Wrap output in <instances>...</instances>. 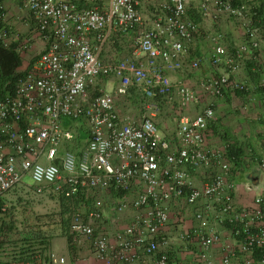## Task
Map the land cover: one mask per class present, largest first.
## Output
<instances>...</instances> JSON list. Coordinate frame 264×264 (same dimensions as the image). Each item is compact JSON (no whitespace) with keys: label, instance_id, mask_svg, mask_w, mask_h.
<instances>
[{"label":"built area","instance_id":"1","mask_svg":"<svg viewBox=\"0 0 264 264\" xmlns=\"http://www.w3.org/2000/svg\"><path fill=\"white\" fill-rule=\"evenodd\" d=\"M22 1L46 44L18 79L15 92L0 99V198L25 175L39 191L45 185L60 190L71 204L70 244L89 241L92 258L73 263L48 249L8 264H186L163 248L170 244L165 233L168 203L182 200L194 207L196 225L179 236L183 242L199 243L203 259L211 263L209 252L219 245L223 252L219 264H263L264 190L253 206L235 202L229 143L215 149L207 145L211 125L218 120L214 103L194 116H181L172 135L156 121L158 103L171 98L174 89L182 107L196 99L186 83L173 84L157 67L162 62L164 69L181 68L186 43L199 31L187 1L161 0L162 15L151 22L144 19L140 0ZM200 11L226 13L247 24L246 42L230 51L223 34L217 33L204 58L215 68L225 65L233 75L255 61L260 73L255 84L228 73L212 74L202 80L203 89L215 96L239 91L251 97L258 91L264 104V21L255 20V12L247 20L249 8L235 0H202ZM135 29L134 54L145 60L106 63L102 51L110 35ZM10 38L18 36L0 31L4 46H10ZM204 58H194L189 67L199 69ZM111 75L121 80L115 94L98 87L100 78ZM132 84L142 86L139 121L124 119L116 108V94L127 93ZM63 118L84 121L87 141L80 148L65 147L60 154L61 146L75 138L74 131L62 124ZM251 158L264 177V152ZM191 169L208 171L209 180L196 184ZM79 196L81 205L76 207ZM107 207L112 217L130 208L135 213L113 234L101 226ZM212 217L229 227L230 241L213 230Z\"/></svg>","mask_w":264,"mask_h":264},{"label":"rangeland","instance_id":"2","mask_svg":"<svg viewBox=\"0 0 264 264\" xmlns=\"http://www.w3.org/2000/svg\"><path fill=\"white\" fill-rule=\"evenodd\" d=\"M186 1L190 15L199 23V31L193 39L186 44L187 50L184 57L185 67L181 69H164L163 63H158L157 67L166 71V74L170 77L173 84L178 83L180 80L186 83L194 91L196 99L189 103L188 106L182 107L179 101V94L177 90L174 89L171 98L162 99L160 102L157 101L159 102L157 119L159 117L163 119L156 120L158 121V126L165 134L172 135L177 130L181 116H194L201 107L209 103H214L218 120L215 124L211 125V128L213 133L216 134L219 132L217 135L223 136L222 139L224 140V144L221 141L220 146H224L233 141L234 143L237 142V145L242 147L243 151H245L239 165L236 166L234 162H232V172L234 173L232 175L236 177L240 175H258L257 170L253 168L256 167L255 161L253 164V159L251 158L254 155H258V151L254 148L253 142L247 139L234 141L235 138L229 126L221 121H223L224 117V120L228 121L230 124L237 125L238 122L240 125L239 118L243 115L240 107L249 103L253 105H250L251 111L248 110L246 113H249L252 123L258 121L257 119L260 117V112L262 113L264 110L263 106H261L264 104H261L260 92L254 91L251 97H247L243 93H235L233 95L230 93V97L228 98L226 94L221 96L209 94L201 86V82L204 78L212 74L219 75L220 73H228L231 75L232 73H229L225 65H222L220 68L213 67L205 58L199 69L192 70L189 67V63L193 58L198 56H209L214 46L212 37L217 33L223 34L224 43L230 51H234L235 47L246 42V21L238 20L226 13L216 14L213 11L207 15H203L200 11L202 0ZM241 1H244L248 5L250 13L247 16V20H249L251 18V12L254 13L256 7L259 6L261 2L258 0ZM160 2L161 0H140V9L146 21L154 19L156 14L161 13ZM3 5L5 7L4 23L15 37H19V40L10 38L7 39V41L12 44L16 43L17 49L23 60L20 71L24 72L28 69L32 60L43 50L44 40L33 31L32 17L29 11L22 6L21 0H5ZM125 36L126 35L116 32L109 37L110 39L107 44L109 50L107 52L108 54L111 53L115 59L110 58L108 62L116 63L119 59H126L133 55L132 51L135 49V47L133 48L135 36L128 38L127 46L125 45V40L127 39ZM253 66L257 68L255 64ZM242 68L243 69L239 71V73H243V75L241 74L242 77H239L237 74L235 76L241 80L255 84V81L248 75V63ZM113 79V77H107L104 80ZM116 80L117 82L119 81L118 79ZM136 92L139 94L138 98ZM142 97V87L132 85L129 87L126 94H120L116 97V104L118 109H122L125 113L132 112L141 116L143 109ZM225 100H227L229 104L228 107H224ZM221 104H223L222 108ZM220 113H222L223 116H220ZM73 124L84 125V121L80 119L75 120ZM74 125L73 127L78 128ZM249 126L255 129L261 127V125H248V127ZM262 128H264V126H262ZM260 142V146L264 151V141L260 140ZM81 143L84 144L85 141L75 140L73 143L63 144L60 149V154L64 152L66 146L76 147ZM41 160L44 163L47 162L45 157ZM237 169L242 171V173H236ZM192 171L195 175L203 174L206 177L205 179L203 178V184L209 180L207 176L209 174L208 171L204 169ZM261 177L262 180H264L263 175H261ZM23 182L24 183L12 189L3 198L4 209L0 210V263L8 264L10 262L22 261L21 259L25 255L31 258L33 255L40 252L43 253L48 249L57 248L56 250L60 251L58 249L62 247V244L70 250L69 258L71 262L88 263L92 258L89 241L85 240L81 242V244L72 247L73 249L69 247V242L67 240V225L69 224L67 216L68 210H66L67 205L64 203L63 199L57 196L56 193L51 192L49 188L44 189L42 192L38 191L37 188L33 186L34 181L29 175L25 176ZM180 206H182L184 210L191 215V218H193L194 212L191 206L186 205L185 201L180 203ZM134 213L135 211L130 208L119 217L115 216L113 219L105 218L104 216L105 220L103 224L107 225L108 229L117 231L129 223ZM125 217L126 219H124ZM111 222L115 223V228L111 227ZM211 222L212 227L219 226L220 224L215 217H212ZM193 225L194 223H192V226ZM55 244L56 248H54Z\"/></svg>","mask_w":264,"mask_h":264},{"label":"crops","instance_id":"3","mask_svg":"<svg viewBox=\"0 0 264 264\" xmlns=\"http://www.w3.org/2000/svg\"><path fill=\"white\" fill-rule=\"evenodd\" d=\"M15 3V2H13ZM17 5V4H16ZM18 6V5H17ZM5 8V7H4ZM136 34L135 31H131L129 32L125 37H127V39L125 40V45L127 46V41L128 38L133 37ZM41 38V37H40ZM42 39V38H41ZM44 47H45V42H44ZM108 46L105 49V52L102 53V57L107 61L110 58H114V56H112V54H108ZM254 63H248V68H247V72L250 78L253 79V81L256 82L259 73L255 70V67L253 66ZM245 68V67H244ZM241 74L243 75V73H239V77H242ZM117 80L113 79V80H107V81H103L100 85L101 87L104 89H108L111 90L115 85L117 84ZM102 84H104L102 86ZM226 97H230L229 95L226 94ZM262 104V103H261ZM260 104V105H261ZM250 105H253L252 103L250 104H245L242 105L241 111L243 113L242 116H240L239 118V123L237 122L236 124H230L228 121L224 120L223 117V121H221L222 123L226 124L227 126H229L230 130L232 131L231 133L233 134L235 140H241V139H247L253 142V146L254 148L258 151L257 154H259V156H262L263 154V150L261 145L260 140L264 141V128H262V126H264V110L262 111V113L260 112V117H258V121H255V123H252L250 117H249V113H246V111L248 112V110L251 111ZM220 106V104H219ZM229 104L227 102V100L224 101V107H228ZM263 106L264 109V105ZM260 106V109H261ZM223 107V104H221V108ZM120 114L124 117V118H130L131 120H137L139 121L140 115H136L135 113L132 112H128L125 113V111H122V109H118ZM122 111V112H121ZM231 111V110H229ZM220 116H223L222 113H220ZM159 120H163L162 118H158ZM65 123L71 124V121L66 120ZM248 125H261V127H259L258 129H255L254 127L250 126L248 127ZM257 127V126H256ZM217 132V131H216ZM80 136L81 137H85L87 136V132L84 129H80L79 130ZM217 134H219V132H217L216 134L213 133V130L211 131L210 136L208 137L207 140V145L209 148L215 149V148H222L224 146H220V143L222 141V143L224 144V140L222 139L223 136H218ZM230 143V142H229ZM232 143V142H231ZM237 143V142H236ZM255 150V151H256ZM243 151V150H242ZM245 152V151H244ZM243 154V152H242ZM254 164V163H253ZM255 168V167H253ZM193 169H191L192 171ZM195 171V170H194ZM242 173V171H239ZM198 173V172H197ZM193 174V176H192ZM191 176L193 177V179H195L194 181L196 182V184H203V178L205 179L206 177L203 174H194V172L192 171ZM234 174V173H233ZM230 181L231 183L235 184V190H234V199L235 202L237 203V205L239 206H253L254 205V199L257 196V194L261 191L264 190V180H262L261 176L258 175H249V176H235L232 175L230 177ZM184 200L180 201V202H170L168 203L169 209H170V220L168 225L165 228V233L167 234L168 238H170V244L167 246H164L163 248L170 251L171 254L177 258L178 260L186 263V264H219L221 261V257H222V250L219 246H214L210 252H209V259L211 260V263L207 262L205 259H203L200 255V244L195 242V241H190L189 242H183V240L180 238V233L182 232V230H187L190 229L191 227H193L194 225H196V221L194 219V214H193V218H191V215L188 214L184 208L182 206H180V203H183ZM194 207H192L193 209ZM126 219V217L124 218ZM112 223V228H115V223ZM192 223H194V225L192 226ZM110 226V225H109ZM120 229H118L117 231H113L111 229L110 232L115 233L118 232ZM214 231L219 232L227 241L231 240L230 237V231H229V227L225 224H219V226L213 227ZM56 244L54 245V248ZM59 248V247H58ZM57 249V248H56ZM59 252L66 254V255H70V250L67 247H64L62 244V247L60 249ZM66 252V253H64ZM264 264V263H263Z\"/></svg>","mask_w":264,"mask_h":264},{"label":"clouds","instance_id":"4","mask_svg":"<svg viewBox=\"0 0 264 264\" xmlns=\"http://www.w3.org/2000/svg\"><path fill=\"white\" fill-rule=\"evenodd\" d=\"M5 1V0H4ZM258 1H262V0H258ZM21 2H22V6L24 7V5H23V1L21 0ZM235 2H237V3H242V2H244V1H241V0H235ZM245 3V2H244ZM261 4V3H260ZM247 5V4H246ZM260 6V5H259ZM259 6H257L256 7V10L254 11L255 12V14L257 13V9H258V7ZM247 7H248V5H247ZM25 8V7H24ZM139 8H140V6H139ZM27 11H29L27 8H25ZM141 10V9H140ZM161 10V9H160ZM187 11H188V9H187ZM142 12V11H141ZM30 13V12H29ZM202 13V12H201ZM188 14H189V16L190 17H192L191 15H190V13H189V11H188ZM203 14V13H202ZM30 15H31V20H32V25H33V31H35L36 33H37V35H39L43 40H44V42H46L45 41V39L42 37V35L40 34V32H39V29H38V27H37V22L35 21V19H34V17L32 16V14L30 13ZM143 15V14H142ZM159 15H162V11H161V13H158V14H156L154 17L156 18L157 16H159ZM154 18V19H155ZM193 18V17H192ZM145 19V18H144ZM194 19V18H193ZM146 20V19H145ZM195 20V19H194ZM151 21H153V19H151L150 21H148V22H151ZM196 21V20H195ZM197 22V21H196ZM198 23V22H197ZM3 29H5V30H7L8 32H10V33H12L9 29H8V27H6V26H4L1 30H3ZM0 30V31H1ZM132 31H135L136 32V34L134 35L135 37H136V35H137V29H135V30H132ZM116 32H119V33H121L122 35H127L129 32H121V31H114L112 34H114V33H116ZM131 32V31H130ZM111 34V35H112ZM110 35V36H111ZM196 35V34H195ZM194 35V36H195ZM193 36V37H194ZM110 39V38H109ZM109 39H108V41H109ZM193 39V38H192ZM191 39V40H192ZM15 40H19V37H18V39H15ZM135 40V39H134ZM108 41H107V43H106V45H105V47H104V50L102 51V53L103 52H105V49H106V46H107V44H108ZM46 44V43H45ZM187 44V43H186ZM12 45V43L10 44V46ZM10 46H8V47H10ZM6 47V46H5ZM133 48H134V44H133ZM44 49V48H43ZM18 50V49H17ZM187 50V49H186ZM43 51V50H42ZM41 51V52H42ZM19 52V51H18ZM40 52V53H41ZM134 52H135V49L132 51V56L131 57H129V58H126V59H131V58H138L140 61H144L145 60V57H141L140 55H136V54H134ZM185 55H186V52L184 53V55H183V66L181 67V68H184L185 67ZM140 56V57H139ZM198 57H202V56H198ZM37 57H35L34 59H36ZM103 58V57H102ZM196 58V57H195ZM204 58V57H203ZM34 59L32 60V62L34 61ZM126 59H119L116 63H118L119 61H121V60H126ZM194 59V58H193ZM192 59V60H193ZM103 60L106 62V63H109V64H116V63H110V62H108V60L106 61L104 58H103ZM192 60H191V62H192ZM31 62V63H32ZM190 62V63H191ZM30 63V64H31ZM162 63V62H161ZM248 63H250V62H248ZM251 63H254L256 66H257V68H255V70L259 73V71H258V65L256 64V62L254 61V62H251ZM247 64V63H246ZM245 64V65H246ZM158 65V64H157ZM202 65V64H201ZM244 65V66H245ZM255 67V66H254ZM29 68V67H28ZM181 68H177V69H181ZM225 68H227L226 66H225ZM241 69H243V68H241ZM193 70V69H192ZM229 71V70H228ZM230 73V72H229ZM238 74H239V72H238ZM237 74V75H238ZM232 76H235V75H233V74H231ZM109 77H113L114 79H118L119 81H118V85H115L111 90H108V89H106V88H104V90H106V91H108V92H112V93H117V89H118V87L121 85V80L117 77V76H115V75H111V76H109ZM236 77V76H235ZM105 78H107V77H105ZM105 78H100L99 80H98V87H100V88H102L101 87V83L104 81V79ZM259 78H260V73H259V75H258V78H257V80H256V82L255 83H257L258 82V80H259ZM241 80V79H240ZM101 81V82H100ZM104 84H102V86H103ZM132 85H134V86H139V85H135V84H132ZM132 85H130V86H132ZM129 86V87H130ZM104 87V86H103ZM129 87H128V89H129ZM142 87V86H141ZM127 92H128V90H127ZM174 93V92H173ZM236 93H239V94H242L241 92H239V91H237ZM126 94V93H125ZM136 94H137V98L139 97V94L136 92ZM226 94H228V95H230V93H226ZM235 94V93H234ZM118 95H120V94H116V97L118 96ZM231 95H233V93H231ZM172 96V95H171ZM143 98V100H144V97H142ZM168 99V98H167ZM143 102V101H142ZM116 108H117V110H118V107H117V104H116ZM118 112H119V110H118ZM119 114H120V112H119ZM121 115V114H120ZM122 116V115H121ZM123 117V116H122ZM142 117V115L140 116V118ZM124 118V117H123ZM124 119H130L129 117L128 118H124ZM65 120H69V121H71V124H68V125H65V123H64V121ZM75 120H79V119H70V118H63V121H62V124L65 126V127H67V128H70V129H72L73 131H74V133H75V138H74V140L71 142V143H73L75 140H79V141H85V143H86V141H87V136H85V137H79L80 136V133H79V130L82 128V129H84L85 131H86V128H85V124L84 125H79V124H76V125H74L73 124V121H75ZM131 120V119H130ZM141 120V119H140ZM156 120H158L157 119V116H156ZM157 124H158V121H157ZM73 125L74 126H77L78 128H76V127H73ZM159 127V126H158ZM232 143H234L233 141H231ZM230 142V143H231ZM84 143V144H85ZM229 143V144H230ZM84 144H80V145H78V146H76V147H74V148H80L82 145H84ZM67 147V146H66ZM243 150V149H242ZM243 152V154H242V157L244 156V151H242ZM257 156H259V154L257 155ZM253 163H254V161H252ZM255 170H256V168H255ZM258 173V172H257ZM26 176V175H25ZM25 176H24V178L22 179V181L18 184V185H21L22 183H24L23 181H24V179H25ZM258 176H261V174H259L258 173ZM34 181V180H33ZM18 185H16L15 187H17ZM33 186H35L36 188H37V190H38V186L35 184V182H34V184H33ZM15 187H13L12 189H14ZM47 188H49L50 189V191L51 192H54V193H56V195L57 196H59V197H61V199H63V201H64V203L67 205V209L66 210H68V213H67V216H68V219H69V223H70V215H71V204H70V201H68L67 200V197L65 196V194L64 193H62L60 190H57V191H54V189L52 188V187H49L48 185H45L44 187H43V189L40 191V192H42L44 189H47ZM11 189V190H12ZM10 190V191H11ZM9 191V192H10ZM39 191V190H38ZM8 192V193H9ZM5 197V195L3 196V197H1L0 199H3ZM81 198H80V196L77 198V200H76V202L74 203V205L76 206V207H79L80 205H81ZM4 209V205H1L0 206V210H3ZM111 209H110V207L108 208H106L105 210H104V215H103V218H102V222H101V226L103 225V226H106L107 227V225H104L103 223H104V216H105V218H109V219H113L114 218V216L112 217V215L110 216V213H109V211H110ZM68 227H69V224L67 225V229H68ZM110 230V229H109ZM111 231V230H110ZM116 233V232H115ZM114 234V233H113ZM67 240H68V242H69V247H75L76 245L75 244H70V239H69V235H68V233H67ZM67 242V243H68ZM73 249V248H72ZM54 250H56V249H54ZM57 251V250H56ZM59 252V251H58ZM63 254V253H62ZM64 255H66V254H64ZM66 256H70V255H66Z\"/></svg>","mask_w":264,"mask_h":264},{"label":"trees","instance_id":"5","mask_svg":"<svg viewBox=\"0 0 264 264\" xmlns=\"http://www.w3.org/2000/svg\"><path fill=\"white\" fill-rule=\"evenodd\" d=\"M3 3L4 0H0V30L6 26L4 23L5 8ZM253 18L255 20L262 19L264 21V0L261 1V4L257 9V13ZM22 61L23 60L21 54L17 50L16 43L12 44L10 47H5L0 42V99L15 92L18 79L25 74V71H20ZM65 122L66 120L64 123ZM65 125H68V123H65ZM79 137L81 138V136ZM228 152L232 162H234V165H239L242 158V147H239L236 142L230 143ZM59 160L60 159H57L56 162L58 163ZM1 205H3V199H0V206ZM257 258H259L258 254ZM29 259L30 257L25 255L21 260L26 261Z\"/></svg>","mask_w":264,"mask_h":264}]
</instances>
